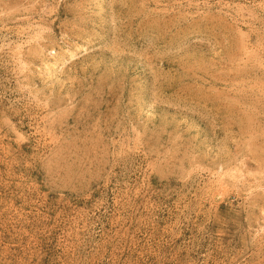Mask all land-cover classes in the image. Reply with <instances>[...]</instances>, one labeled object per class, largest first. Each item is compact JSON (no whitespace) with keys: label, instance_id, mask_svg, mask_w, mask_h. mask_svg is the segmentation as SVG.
I'll return each mask as SVG.
<instances>
[{"label":"rangeland","instance_id":"rangeland-1","mask_svg":"<svg viewBox=\"0 0 264 264\" xmlns=\"http://www.w3.org/2000/svg\"><path fill=\"white\" fill-rule=\"evenodd\" d=\"M0 264H264V0H0Z\"/></svg>","mask_w":264,"mask_h":264}]
</instances>
